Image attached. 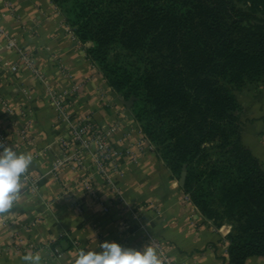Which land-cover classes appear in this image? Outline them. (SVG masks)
<instances>
[{
    "label": "trees",
    "instance_id": "trees-1",
    "mask_svg": "<svg viewBox=\"0 0 264 264\" xmlns=\"http://www.w3.org/2000/svg\"><path fill=\"white\" fill-rule=\"evenodd\" d=\"M172 178L217 227L228 264L264 258V166L237 93L264 87V0H51Z\"/></svg>",
    "mask_w": 264,
    "mask_h": 264
},
{
    "label": "crops",
    "instance_id": "crops-1",
    "mask_svg": "<svg viewBox=\"0 0 264 264\" xmlns=\"http://www.w3.org/2000/svg\"><path fill=\"white\" fill-rule=\"evenodd\" d=\"M0 26L45 77V82L34 77L19 54L5 49L0 38V100L12 110L6 115L0 108V131L12 136L16 129L11 121L17 127L29 123L28 142L13 135L12 144H17L18 153L33 155L30 172L39 178L38 193L24 191L20 206L0 223V264H21L20 258L27 253L16 247L19 241L58 240L62 248H68L59 240L65 232L78 239L85 251L99 252V244L105 241L142 250L155 239L175 264H228L226 236L231 227H217L203 217L154 151H145L136 163L122 158L120 171L113 177L122 202L96 176L92 182L95 196L85 192L83 182L92 169L50 173L52 161L61 153L60 140L68 135V123L58 118L48 89L67 93L71 122L89 118L105 131L113 129L111 142L120 149L135 151L141 129L126 101L88 59L89 44H81L68 32L64 15L51 0H0ZM10 65L17 70L11 71ZM61 66L68 74L61 73ZM252 90L257 93L251 106H244L245 94ZM237 98L245 109L243 141L264 166V87H251L237 93ZM85 161L90 164V154ZM34 219L40 222L27 232L26 225ZM36 253L44 264L47 251L31 254ZM245 264H264V258L250 257Z\"/></svg>",
    "mask_w": 264,
    "mask_h": 264
},
{
    "label": "built area",
    "instance_id": "built-area-1",
    "mask_svg": "<svg viewBox=\"0 0 264 264\" xmlns=\"http://www.w3.org/2000/svg\"><path fill=\"white\" fill-rule=\"evenodd\" d=\"M7 7L10 9V4H7ZM67 28L68 32L75 37L72 29L68 25ZM0 38H3L5 41L3 44L5 49L16 51L20 56V60L31 70L34 77L42 82H45L43 73L35 67L31 56L24 52L19 47L15 39L9 37L3 31L1 26ZM60 68L63 75L68 74L64 67L61 66ZM9 69L11 71H16L17 67L16 65H10ZM76 89L77 88H74V90ZM47 94L54 106L58 118L68 123V135L60 140L61 153L52 161L50 173L56 176L66 168L92 169L89 179L87 178L83 182L85 192L89 195L95 196L92 182L96 176L101 180L103 187H106V189L110 191L115 200L117 202H122V195L117 189L113 178L114 175L118 174L120 171V162L122 158L127 157L131 160V162L136 163L145 151H154L153 145L142 133L141 138L135 143V151L129 147L120 149L111 142L110 133L113 129L105 131L89 118L81 119L76 122L70 121V98L67 93L48 89ZM0 108L4 113H6V115H10L12 113L11 108L3 99L0 100ZM10 124L16 129L12 134L23 142H28L29 123L19 127H17L16 122L11 121ZM13 135L10 136L0 131V142H4L6 145L13 147L14 150L17 151V144H12ZM2 150L3 149H0V151ZM87 154L91 155L90 164H87L85 161V156ZM24 183L25 192L29 194L38 193L39 178L34 177L30 170ZM134 219L138 220L137 217H134ZM39 222L40 219L31 220L25 227L26 231H32L36 228ZM59 240H64L68 248H62L58 243V240L45 244H39L28 240L25 242L19 241L16 247L23 253L27 254L44 249L47 251V256L43 261L44 264H74V259L79 249L82 248L79 240L67 232L62 233ZM150 244L159 253L161 264H175L174 261L164 253L157 240L150 239Z\"/></svg>",
    "mask_w": 264,
    "mask_h": 264
},
{
    "label": "clouds",
    "instance_id": "clouds-1",
    "mask_svg": "<svg viewBox=\"0 0 264 264\" xmlns=\"http://www.w3.org/2000/svg\"><path fill=\"white\" fill-rule=\"evenodd\" d=\"M0 223L6 222L20 206L25 190V179L34 163L31 153H18L0 142ZM100 251L79 249L74 264H161L155 249L149 244L142 250L128 248L117 242L99 244ZM21 264H41L39 253L26 254Z\"/></svg>",
    "mask_w": 264,
    "mask_h": 264
},
{
    "label": "water",
    "instance_id": "water-1",
    "mask_svg": "<svg viewBox=\"0 0 264 264\" xmlns=\"http://www.w3.org/2000/svg\"><path fill=\"white\" fill-rule=\"evenodd\" d=\"M134 100H135V98L131 97L128 101L125 102V106L130 109L133 105ZM186 176H187V165L185 164L182 167V171H181L180 177L178 179V184L181 187H183L185 185Z\"/></svg>",
    "mask_w": 264,
    "mask_h": 264
},
{
    "label": "rangeland",
    "instance_id": "rangeland-1",
    "mask_svg": "<svg viewBox=\"0 0 264 264\" xmlns=\"http://www.w3.org/2000/svg\"><path fill=\"white\" fill-rule=\"evenodd\" d=\"M248 89H249V88H248ZM248 89H246V90H248ZM250 89H251V88H250ZM246 90H245V91H246ZM243 92H244V91H243ZM241 93H242V92H241ZM253 93L255 94V93H257V92H254V91L252 90V93L250 92V94H245V96H247L248 99L245 100V103L243 102V105H244V106H245V105H246V106H247V105H248V106H251V103H252V101H253V98L255 97V95H254ZM253 95H254V96H253ZM245 96H242V100L245 99V98H243V97H245ZM257 96H258V95H256V97H257ZM247 100H248V101H247ZM241 104H242V103H241ZM242 107H243V106H242ZM244 110H245V109L243 108V113H244ZM243 117H244V116H243V114H242V118H243ZM249 121H250V116H248V118L246 119V122H249ZM173 179L178 181L179 178L175 177V178H173Z\"/></svg>",
    "mask_w": 264,
    "mask_h": 264
}]
</instances>
